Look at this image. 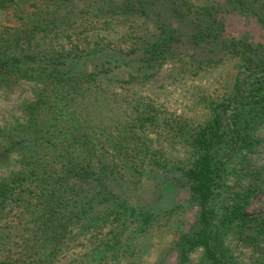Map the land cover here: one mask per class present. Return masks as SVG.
<instances>
[{
	"label": "trees",
	"instance_id": "1",
	"mask_svg": "<svg viewBox=\"0 0 264 264\" xmlns=\"http://www.w3.org/2000/svg\"><path fill=\"white\" fill-rule=\"evenodd\" d=\"M229 14L264 28V0H0V264H128L183 209L143 198L162 176L198 228L160 264H264V42ZM158 74L180 111L143 90Z\"/></svg>",
	"mask_w": 264,
	"mask_h": 264
},
{
	"label": "rangeland",
	"instance_id": "2",
	"mask_svg": "<svg viewBox=\"0 0 264 264\" xmlns=\"http://www.w3.org/2000/svg\"><path fill=\"white\" fill-rule=\"evenodd\" d=\"M225 20L227 32L230 35L243 36L253 41L264 42V28L256 22L231 14L226 15ZM173 21L176 20L173 19ZM178 25L182 29L189 30L187 24L178 23ZM161 84L162 76L158 74L143 85V90L152 93L159 101L176 109L177 112L180 111L181 94L179 90L174 86H162ZM22 97H17V101L20 102ZM257 140L258 144L255 147V152L250 156L251 158L262 151V145L264 144V123L257 132ZM174 153L179 156L182 154L180 150H175ZM168 174L167 176L169 177L170 174ZM162 177H159L160 184L157 186L155 180H145L142 188L143 198L148 200V204L150 203L154 210L162 211V209L170 208L178 203L181 204L183 209L178 211L175 217L176 220L169 223V229L163 234L159 232L158 224L160 221H164V217H157L153 225L147 228L140 238L134 240V247L138 248V253L129 260L128 264H160L162 262L161 257L164 256L168 250L167 248H171L175 242L172 238V229L176 227L177 234H180V231H191L192 229L195 230L198 228L195 208L197 204L196 199L188 195L180 179L174 182L167 180V183L163 184L166 178ZM140 200H142V197ZM146 205L144 204V206ZM245 211L249 215H264V191L259 192L250 199Z\"/></svg>",
	"mask_w": 264,
	"mask_h": 264
}]
</instances>
